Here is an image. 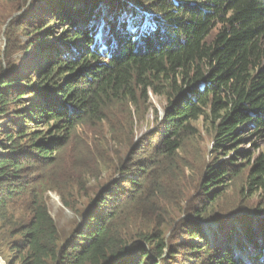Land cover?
<instances>
[{
    "label": "trees",
    "instance_id": "1",
    "mask_svg": "<svg viewBox=\"0 0 264 264\" xmlns=\"http://www.w3.org/2000/svg\"><path fill=\"white\" fill-rule=\"evenodd\" d=\"M101 2L0 0V26L21 11L0 49V256L264 264V151L217 162L264 137V0ZM150 94L164 116L136 141ZM51 191L75 215L65 230Z\"/></svg>",
    "mask_w": 264,
    "mask_h": 264
},
{
    "label": "rangeland",
    "instance_id": "2",
    "mask_svg": "<svg viewBox=\"0 0 264 264\" xmlns=\"http://www.w3.org/2000/svg\"><path fill=\"white\" fill-rule=\"evenodd\" d=\"M4 2L1 3V7L3 6ZM102 4V8H104V0H102L101 2ZM29 6H32V3L29 4ZM21 12V11H20ZM20 12H15L14 15L8 20V22L5 25H1L0 26V49H2L5 45H6V27L9 23V21L14 18L17 17L18 15H20ZM74 23L73 21H63L62 23H56L57 26L56 31H55V36H57V38H53L52 43L56 44L57 46H61L63 45V41L64 39H60L59 36L64 33V34H68L70 33L71 29H72V25ZM26 39L25 35H20V40ZM33 52H29V55L31 56L32 59H36V57L33 56ZM24 54H19L17 57H23ZM152 106H149V111L147 112V115L145 117V120L139 122V127H138V135L136 137V141L142 137V135L154 130L157 128L158 123L155 122V113L154 110L156 109L159 112V116L160 118H162L164 116V103L161 102V98L155 96L154 94H150V101H149ZM148 102V103H149ZM149 103V104H150ZM147 109V110H148ZM249 133H246L247 136H245V140H243L242 144H240V146L236 147V151L232 152L228 157L227 156H220V158L218 159L217 162H224V160H227V158H229L230 156L234 155L237 151H242V150H253L255 151V153H258L259 151H264V137H258V136H250L248 137ZM203 146L205 145L207 152L209 153L210 156V162H215V158H214V153H213V148H214V143L213 141L208 137H205L204 142L202 141ZM241 159V158H239ZM217 164V163H216ZM229 186V191H233V184L234 183H227ZM232 184V185H231ZM238 186V185H237ZM238 187L235 188V190ZM48 205H49V209L50 212L52 214V216L55 218V220L57 221L59 227L61 230H65L68 225L74 220L75 215L74 213L69 210L68 208H66L63 203L61 202V199L59 197V195L54 192L51 191L48 194ZM233 193H230V196H232ZM258 197V195H257ZM257 197L255 196L253 198V200H255L256 202H260L261 197H259V199H257ZM254 202V201H253ZM255 220H254V225L257 224V218H264V215H256L254 216ZM203 230L204 233L206 235H208V237H212L214 233H212V231L217 230L218 231V223L213 222L212 224L209 225H205L203 224ZM212 239V238H210ZM241 255L247 259L245 257V255L243 253H241Z\"/></svg>",
    "mask_w": 264,
    "mask_h": 264
},
{
    "label": "water",
    "instance_id": "3",
    "mask_svg": "<svg viewBox=\"0 0 264 264\" xmlns=\"http://www.w3.org/2000/svg\"><path fill=\"white\" fill-rule=\"evenodd\" d=\"M213 222H209V223H204L205 225H209L212 224ZM0 264H6L5 261L2 259V257L0 256Z\"/></svg>",
    "mask_w": 264,
    "mask_h": 264
}]
</instances>
